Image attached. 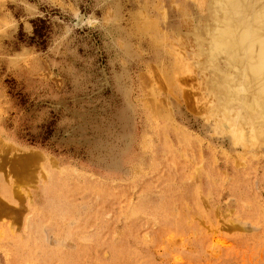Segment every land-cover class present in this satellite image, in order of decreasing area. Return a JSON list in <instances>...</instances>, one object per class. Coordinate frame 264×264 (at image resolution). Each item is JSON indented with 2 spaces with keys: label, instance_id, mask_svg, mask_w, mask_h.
<instances>
[{
  "label": "rangeland",
  "instance_id": "obj_1",
  "mask_svg": "<svg viewBox=\"0 0 264 264\" xmlns=\"http://www.w3.org/2000/svg\"><path fill=\"white\" fill-rule=\"evenodd\" d=\"M202 6L0 0V264H264V142L217 127Z\"/></svg>",
  "mask_w": 264,
  "mask_h": 264
},
{
  "label": "bare ground",
  "instance_id": "obj_2",
  "mask_svg": "<svg viewBox=\"0 0 264 264\" xmlns=\"http://www.w3.org/2000/svg\"><path fill=\"white\" fill-rule=\"evenodd\" d=\"M201 2L205 18L191 34L204 56L202 65L210 71L217 127L232 139L248 136L251 143H263L264 0Z\"/></svg>",
  "mask_w": 264,
  "mask_h": 264
}]
</instances>
